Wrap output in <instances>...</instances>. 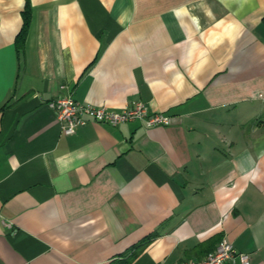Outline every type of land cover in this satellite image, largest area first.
Returning <instances> with one entry per match:
<instances>
[{
    "label": "crops",
    "instance_id": "1",
    "mask_svg": "<svg viewBox=\"0 0 264 264\" xmlns=\"http://www.w3.org/2000/svg\"><path fill=\"white\" fill-rule=\"evenodd\" d=\"M58 97L171 124L66 134ZM222 239L264 264V0H0V264H176Z\"/></svg>",
    "mask_w": 264,
    "mask_h": 264
},
{
    "label": "built area",
    "instance_id": "2",
    "mask_svg": "<svg viewBox=\"0 0 264 264\" xmlns=\"http://www.w3.org/2000/svg\"><path fill=\"white\" fill-rule=\"evenodd\" d=\"M48 105L55 111L56 118L62 123L66 134L74 133L79 125L89 120L110 125L141 120L146 127L171 124L169 115L151 112L142 100L134 101L122 109L80 103L71 97H58L48 101ZM251 259L250 253L238 251L231 240L222 239L217 247L203 258L185 260L176 264H251Z\"/></svg>",
    "mask_w": 264,
    "mask_h": 264
},
{
    "label": "trees",
    "instance_id": "3",
    "mask_svg": "<svg viewBox=\"0 0 264 264\" xmlns=\"http://www.w3.org/2000/svg\"><path fill=\"white\" fill-rule=\"evenodd\" d=\"M28 17H29V16L26 15V21H25V23H24V28H26V26L28 25V20H29ZM139 246H140V250H141V248L144 247L143 244H140Z\"/></svg>",
    "mask_w": 264,
    "mask_h": 264
}]
</instances>
